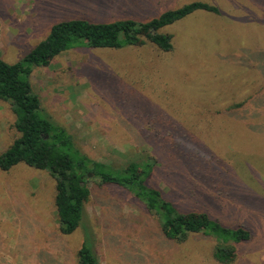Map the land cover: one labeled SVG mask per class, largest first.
<instances>
[{
	"label": "rangeland",
	"instance_id": "374dc122",
	"mask_svg": "<svg viewBox=\"0 0 264 264\" xmlns=\"http://www.w3.org/2000/svg\"><path fill=\"white\" fill-rule=\"evenodd\" d=\"M192 2L222 13L196 12L165 27L171 52L149 42L77 47L34 68L29 81L84 154L121 167L142 152L155 155L151 184L181 212L251 230L254 239L236 246L231 264H264V101L254 93L264 0H0V58L21 62L62 21L145 22ZM13 123L10 104L0 101V154L18 137ZM89 186L84 224L99 264H220L214 240L168 242L130 193ZM54 195L45 171H0V264H76L84 233H59Z\"/></svg>",
	"mask_w": 264,
	"mask_h": 264
},
{
	"label": "trees",
	"instance_id": "16d2710c",
	"mask_svg": "<svg viewBox=\"0 0 264 264\" xmlns=\"http://www.w3.org/2000/svg\"><path fill=\"white\" fill-rule=\"evenodd\" d=\"M196 12L218 17L222 13L218 6L192 2L145 22L132 19L106 24L82 19L62 21L53 25L46 39L21 62L8 64L0 58V101L10 104L14 115L13 128L18 134L0 154V171L8 172L18 164H25L49 173L54 179L59 233L68 236L78 228L84 233L76 264H99L92 232L84 224L91 182L100 187L115 186L130 193L155 217L168 242L181 244L192 235L214 240L212 258L220 264L233 263L237 257L236 246L254 239L251 230L242 225L225 226L206 212H181L151 184L156 176L155 155L142 152L136 160L121 167L84 154L66 128L46 114L29 81L34 68L48 66L61 53L77 47L122 49L140 47L149 42L163 53L171 52L173 37L162 30ZM256 54L263 58L258 73L262 83L259 82L254 93L256 98L260 95L264 101V50H258ZM239 107L241 104L232 105V108Z\"/></svg>",
	"mask_w": 264,
	"mask_h": 264
}]
</instances>
